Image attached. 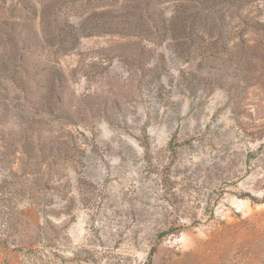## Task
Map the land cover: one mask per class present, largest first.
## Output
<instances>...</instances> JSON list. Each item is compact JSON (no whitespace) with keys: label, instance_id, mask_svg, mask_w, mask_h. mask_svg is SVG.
<instances>
[{"label":"rangeland","instance_id":"obj_1","mask_svg":"<svg viewBox=\"0 0 264 264\" xmlns=\"http://www.w3.org/2000/svg\"><path fill=\"white\" fill-rule=\"evenodd\" d=\"M151 255L264 264V0H0V264Z\"/></svg>","mask_w":264,"mask_h":264},{"label":"trees","instance_id":"obj_2","mask_svg":"<svg viewBox=\"0 0 264 264\" xmlns=\"http://www.w3.org/2000/svg\"><path fill=\"white\" fill-rule=\"evenodd\" d=\"M166 177L168 178V176H166ZM167 178L163 179L164 185H165L164 186V190H163V197L167 201L166 205L171 207L175 203L174 202L175 201L174 200L175 193L173 191H171L173 189V186H172L171 182H167L168 181ZM22 190H23V192L25 191L24 189H22ZM20 191L21 190H19V192ZM163 225H164V228H162V230H161V233H162L161 235L170 234V233L174 234V233H177V232L179 233V232H181V230L183 228L182 224H177L174 221H167ZM149 264H152V255L150 257Z\"/></svg>","mask_w":264,"mask_h":264}]
</instances>
